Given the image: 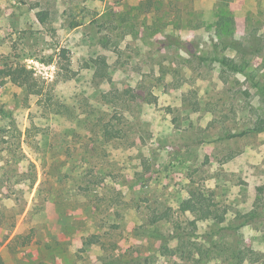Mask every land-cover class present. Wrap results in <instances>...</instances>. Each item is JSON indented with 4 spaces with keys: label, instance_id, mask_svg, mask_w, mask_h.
<instances>
[{
    "label": "rangeland",
    "instance_id": "1",
    "mask_svg": "<svg viewBox=\"0 0 264 264\" xmlns=\"http://www.w3.org/2000/svg\"><path fill=\"white\" fill-rule=\"evenodd\" d=\"M0 264H264V0H0Z\"/></svg>",
    "mask_w": 264,
    "mask_h": 264
},
{
    "label": "trees",
    "instance_id": "2",
    "mask_svg": "<svg viewBox=\"0 0 264 264\" xmlns=\"http://www.w3.org/2000/svg\"><path fill=\"white\" fill-rule=\"evenodd\" d=\"M15 74H16V71H13ZM19 74V73H17ZM247 134V131H242L238 134H230L228 135V138H234V137H242L244 135ZM181 211L182 212H192V213H197L199 214V216H201V218H209L211 215H212V211L210 209H207V210H201L199 207H197L196 205H194L193 203L191 202H184L182 204V207H181ZM164 217L163 215L159 216V215H156V214H153L151 215V217L149 218V222L150 224H156L158 223L160 220H162ZM150 235H153V236H157V237H161L159 231H152L149 233Z\"/></svg>",
    "mask_w": 264,
    "mask_h": 264
}]
</instances>
